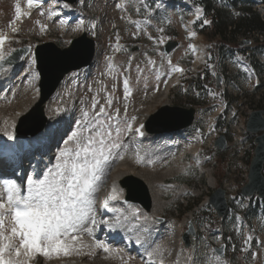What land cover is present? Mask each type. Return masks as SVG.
Segmentation results:
<instances>
[{
    "label": "rangeland",
    "instance_id": "obj_1",
    "mask_svg": "<svg viewBox=\"0 0 264 264\" xmlns=\"http://www.w3.org/2000/svg\"><path fill=\"white\" fill-rule=\"evenodd\" d=\"M50 1L52 0L48 2ZM79 1L72 8L75 13L73 19L62 14L60 18L49 19L47 12L41 11L18 22L15 5L19 3L22 10L23 0H0V35H11L10 43L3 52L5 57L17 48L33 47L40 43H53L58 48L64 49L69 40L80 36L82 32L96 42V54L91 69L84 74L70 75L51 99L52 106L49 107L51 112L46 110L44 112L47 121L50 118H57L64 128L66 126V130L61 141L54 143L55 147L51 153L42 156L33 177L42 178V174L55 164V158L66 147L65 142L69 140L71 133L77 131L84 123L85 113H88L87 119L91 120L100 107H104L113 118L116 109H119V116L122 117L129 109L134 111L154 103V98L160 96L162 92V74L165 75L166 72L165 69L163 70V63L171 61L170 65L180 64L185 69L178 78L181 85L170 90L165 103L179 108L195 109L193 126L190 130L180 133L182 134L180 137L196 139L194 134H197L202 143L200 159L195 161L188 155L190 145L199 143L190 142L187 153V143L178 138L179 134L173 139L151 136V140L143 141L137 148L131 144L128 136L127 120L130 114L126 121L121 120L116 126L111 120L114 138L115 129L117 127L120 129L117 141L120 146L112 149L110 164L105 166L101 176L93 215L95 218L98 215L95 211L98 204L97 197L101 195L108 176L117 169L118 165L128 161V166L123 168L130 169L142 175L145 180H149L148 185L154 201L151 213H154L157 219L164 220L162 224L165 226L164 232L170 229L173 219L189 220L198 231L204 229V232L211 233L212 241L223 239L227 246L230 264H264V203L248 202V210L242 214L248 232L247 238L237 234V226L233 220L223 221L215 218L209 204V198L216 190H225L230 182L241 188L246 182L243 171L248 167L249 153L252 150L251 139H247V142L237 149L228 129L238 122L241 123L244 114L256 110L264 111V46H262L264 36L257 33H237L233 43L223 48L219 57H216L217 60H213L211 48L214 47L215 38L210 29H205L208 24H204L203 21L208 18L204 15L198 17L184 11L169 16L162 23L156 11L147 7L144 2L138 6L136 0ZM214 1L218 7L230 10L227 1ZM251 3L264 21V5L255 0ZM47 5L50 6V3ZM65 21L69 22L68 26H64ZM80 21H83L84 25L77 27ZM17 22L16 29H13ZM160 29L163 31H159ZM192 33L195 35L191 36ZM227 33V37H230L233 29H228ZM168 41H173L176 47L171 56L165 58L160 53V49ZM193 41L196 42L197 50L204 51L205 59L201 65L197 64V53H192L189 49ZM245 41H250L251 44L245 45ZM117 44H120L121 48L115 47ZM134 47H137L139 52L130 54L128 51ZM110 56H115L116 64L121 69L120 75L123 76H126L125 71H128L127 69L124 71L127 58L134 57V63L129 66V75L135 82L131 99H126L124 92L122 93V77L120 75L115 77L118 73L111 76L108 70L107 63ZM144 56H161V64L156 69H151L142 59ZM33 65L34 59L29 56L18 67L0 72V112L3 114V120L0 119V141L7 140L9 135L13 136L18 133L17 131H27L37 122L35 120L29 122L28 119L19 122L31 111L36 102L13 127L11 126L12 117L32 103V95L37 91L38 75ZM217 76L223 78L226 86L228 83H233V87L230 86L229 90L224 92L225 95H222L220 86L218 90L215 89V81L211 85L212 88L208 86L209 96H204L202 81H213ZM252 77H255L259 83L254 89H252ZM129 79L131 81L130 77ZM186 84L190 86L187 88ZM109 100L111 106L108 104ZM223 103H226L225 106L222 105ZM218 109L223 111L224 117L211 125L206 119ZM232 110L238 112L234 120H230L229 112ZM220 135H224L228 143L227 150L222 153L211 147L212 139ZM133 149L143 150L137 166L134 161L129 160L132 158ZM33 166L36 167L35 164ZM25 180L26 177L18 184L24 185ZM184 189L191 192L183 194ZM134 211L138 220H142V211L138 208ZM121 213H130V211H121ZM218 221L219 224L216 225ZM129 223L125 225L129 226L131 235L119 234L117 226L112 227L111 232L119 234L123 239L137 240L141 235L140 230H135L138 223L134 221ZM91 224L87 223L86 227L92 229V235L87 231L80 232L81 239L75 242V247L69 255L61 254L59 257L53 255L51 258L40 256L39 264H171L169 261L175 245L174 233H163L155 239L147 237L144 253L141 257H137L134 252H129L122 245L111 244L104 239L96 240L93 233L96 226ZM185 225L187 227V224ZM103 226L106 227L104 224ZM200 232L198 237L202 235ZM103 236L106 237L104 234ZM249 237L251 240H248ZM245 241L248 243L246 244ZM97 242L106 245L108 251L105 252L103 248L97 247ZM245 248L248 250L242 251ZM181 250L183 264H217L199 241L192 248L185 249L183 246Z\"/></svg>",
    "mask_w": 264,
    "mask_h": 264
},
{
    "label": "snow or ice",
    "instance_id": "obj_2",
    "mask_svg": "<svg viewBox=\"0 0 264 264\" xmlns=\"http://www.w3.org/2000/svg\"><path fill=\"white\" fill-rule=\"evenodd\" d=\"M41 2L27 0V5L32 8ZM15 12L16 19L23 14L19 3L15 5ZM203 23L211 22L205 19ZM5 39L0 35V62L5 59L2 51ZM189 48L195 51L194 45L190 44ZM172 71L183 72L179 67H173ZM124 88L127 98L130 94L127 80L124 81ZM108 104L111 106V100ZM115 115L119 116V109H116ZM87 117L88 113H85L84 123L71 133L65 142L66 147L55 158V164L42 174V178L26 177L24 185L16 181H0V264H29L37 256H67L74 249L75 242L81 239L80 232L87 231L92 235V229L86 225L96 223L93 215L96 193L100 190L105 166L110 164L112 149L120 146L117 142L120 129H115L114 138L113 117L104 107H100L91 120ZM128 129H131V125H128ZM136 132L140 133V128ZM9 139H12L11 135ZM96 246L108 251V247L100 242ZM216 259H219V254Z\"/></svg>",
    "mask_w": 264,
    "mask_h": 264
},
{
    "label": "water",
    "instance_id": "obj_3",
    "mask_svg": "<svg viewBox=\"0 0 264 264\" xmlns=\"http://www.w3.org/2000/svg\"><path fill=\"white\" fill-rule=\"evenodd\" d=\"M62 1L74 3L76 0ZM92 46L93 44L86 41L85 37H83L75 41L68 50L59 51L52 45H45L37 49L36 59L38 64L37 68L41 77L40 89L42 96L39 105L32 113L35 116V122H37L34 123L32 130L17 131L18 135L34 136L43 130L45 119L41 106L55 92L64 76L89 65L93 54ZM175 47V43H168L164 52L168 54ZM28 52V48L18 50L9 59L11 64L17 65L21 58L27 55ZM193 114V110L163 108L150 118L146 125V131L150 134L158 135L181 131L191 125ZM38 122L39 124H37ZM247 132L257 137L255 139L256 147L250 163L248 183L241 190V194L245 197H252L254 194H257L259 198L264 199V178L262 176L264 164V111L251 115L247 123ZM216 147L220 150L225 148V140L223 137L216 142ZM122 186L127 189V200L142 205L147 211L150 209L149 192L141 182L133 178H128L122 183ZM210 204L215 208L219 217L223 216L227 207L221 191H218L217 194L211 197ZM189 235H194L191 224L188 232L183 237L186 246L188 245Z\"/></svg>",
    "mask_w": 264,
    "mask_h": 264
},
{
    "label": "bare ground",
    "instance_id": "obj_4",
    "mask_svg": "<svg viewBox=\"0 0 264 264\" xmlns=\"http://www.w3.org/2000/svg\"><path fill=\"white\" fill-rule=\"evenodd\" d=\"M62 6H64V8L67 10V11H70V8L68 7V6H66V5H63V4H61ZM73 12V11H72ZM22 13L24 14V15H28L30 12L28 11V10H25V9H23L22 10ZM22 14V15H23ZM22 15H21V17H20V19H22ZM203 59H204V55H203V53L200 51L199 53H198V56H197V63L198 64H201L202 62H203ZM7 68V70L8 71H10V70H12L13 69V67H11V66H7L6 67ZM38 101V91H36L33 95H32V103H30V105L29 106H26V107H24L21 111H19V113L18 114H16L14 117H12V124H11V126L13 127L16 123H17V121L19 120V118L21 117V116H23V115H25L26 114V112L31 108L30 106L32 105V104H34V103H36ZM38 103V102H37ZM36 105V104H35ZM52 106V103L51 102H48L46 105H45V107H44V109L47 111V112H51V111H49V107H51ZM30 113H28L27 115H29ZM27 115H25V117H23L19 122H21L23 119H25L26 117H27ZM2 117H3V114L0 112V119H2ZM47 119V118H46ZM3 120V119H2ZM11 121V120H10ZM57 122H58V119L57 118H50V120L48 119V121H47V124H46V126H45V128H44V130L41 132V133H38L37 135H34V136H20V135H14V136H12V139H7V140H23V141H26V140H29V139H35V140H37V139H42V140H44V139H48V140H50L51 139V137H52V135L55 133V131H56V129H57V125L59 124V122H58V124H57ZM180 135L181 134H179L178 136V138L180 139V140H185L186 141V138H184V137H180ZM165 137H169V136H165ZM153 139V138H152ZM171 139H173V137L171 136ZM5 141V142H1V143H3V144H5L6 142H8V141ZM144 140H147V141H149V140H151V138H148L146 135H144ZM198 147H199V144H196V145H194V144H191L190 145V149H189V152H190V155H191V157L193 158V159H198ZM134 154H133V156H132V158L131 159H129L130 160V162L131 161H134L135 162V164H136V166L140 163L139 161H140V158H141V155H142V152H138V151H135V152H133ZM196 161V160H195ZM199 164V163H198ZM36 165V168H37V166H39L40 165V163H36L35 164ZM200 165V164H199ZM124 166H128V161L127 162H124L122 165H118L116 168L117 169H115L111 174H110V176H109V178H108V182H107V184H106V186L102 189V191H101V197H102V195L103 194H108V195H110L111 196V198H112V201L114 202V201H116V200H122V191L119 189V186H118V182L123 178V177H125V176H127V175H133V176H136V177H139L140 179H143L144 180V182H146V184L148 185V183H149V180L148 179H146L145 180V178L142 176V175H138L137 173H133L130 169H127V168H123ZM149 186V185H148ZM185 192H188L186 189H185ZM101 197H97L98 199H102ZM133 208L134 207H128V209L127 210H133ZM96 211V210H95ZM125 214V213H124ZM129 214V213H128ZM154 214V213H153ZM146 215V214H144V217H145V219L143 220V223H144V225H143V231H144V235L145 236H148V235H150V234H152V235H154L153 237H158L159 235H161V234H163V233H170V232H172L173 230H168V231H166V232H164L163 231V227H161V225L160 224H158L155 220H154V218H155V215ZM151 217H153V219H151ZM114 219L115 220H117V223H118V225H119V223H120V225H119V227H121V221H123V220H126V221H128V220H135L136 219V215L134 214V213H132V214H130V215H122V216H116L115 215V217H114ZM140 219V218H139ZM92 225V224H91ZM132 225H134V224H132ZM138 226V225H137ZM91 227V226H90ZM129 227V226H128ZM136 227V226H135ZM124 230L123 231H125L126 233H127V228H123ZM171 229V228H170ZM130 230V229H129ZM139 231V230H138ZM119 234H121V233H119ZM112 236V239L111 240H109L110 242H114V241H116V240H118V241H120V243L121 244H123V243H125V248L126 247H130L131 246V242H129L128 240H124V241H122V239H120V237L118 238V236H116V235H111ZM146 240H148V239H146ZM136 246H137V248H138V251H141V245L140 244H136ZM132 247V246H131ZM71 251V250H70ZM142 252V251H141ZM179 251L178 250H176L175 252H174V256H173V263L174 264H183V261H182V258L180 257V255H179V253H178ZM40 260H41V258H40V256H38L37 258H36V261H35V263H39L40 262ZM71 261V260H70ZM73 261V260H72ZM67 262V261H66ZM162 263V262H161ZM57 264V263H56ZM68 264H71V263H68Z\"/></svg>",
    "mask_w": 264,
    "mask_h": 264
},
{
    "label": "trees",
    "instance_id": "obj_5",
    "mask_svg": "<svg viewBox=\"0 0 264 264\" xmlns=\"http://www.w3.org/2000/svg\"><path fill=\"white\" fill-rule=\"evenodd\" d=\"M233 10L239 11V16L234 18L230 11L215 6L214 0H200L206 16L209 17V28L217 42V53H220L224 46L233 43L237 33H257L264 36V22L259 15L252 10V0H225ZM264 5V0H259ZM233 29L230 37H227L228 29ZM230 41V42H229Z\"/></svg>",
    "mask_w": 264,
    "mask_h": 264
}]
</instances>
